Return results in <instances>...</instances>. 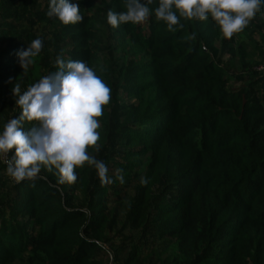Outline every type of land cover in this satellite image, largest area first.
Returning <instances> with one entry per match:
<instances>
[{"label":"trees","instance_id":"16d2710c","mask_svg":"<svg viewBox=\"0 0 264 264\" xmlns=\"http://www.w3.org/2000/svg\"><path fill=\"white\" fill-rule=\"evenodd\" d=\"M38 2L0 1V42L21 31L29 41L34 24L56 27L55 59L86 62L111 88L98 131L101 148L111 145L102 161L113 182L102 185L97 171L91 180L84 166L75 184L60 185L44 168L33 187L0 160V264H103L96 256L106 251L112 196L134 184L125 227L138 237L113 252L116 263L135 264L152 237L169 243L162 264H264V78L245 59L255 46L248 31L230 40L223 63L211 18H181L184 27L170 32L155 18L158 0L147 22L115 29L107 11L126 10V0H69L84 20L68 26ZM18 52L0 53V132ZM56 71L38 55L30 85Z\"/></svg>","mask_w":264,"mask_h":264},{"label":"clouds","instance_id":"9594fccd","mask_svg":"<svg viewBox=\"0 0 264 264\" xmlns=\"http://www.w3.org/2000/svg\"><path fill=\"white\" fill-rule=\"evenodd\" d=\"M154 0H126V10L107 11V23L112 28L122 24H143L153 11ZM264 0H158L155 18L163 21L170 32L182 29L185 20L207 21L211 18L224 38L232 40L242 33L261 11ZM49 18H58L65 26L82 23L79 3L50 0ZM43 50V40L36 38L20 50V66L26 72L34 58ZM58 71L45 75L21 93L15 83L12 91L20 115L11 118L0 132V160L7 165V174L17 183L46 179L40 175L46 168L55 170L60 185L77 182V168L94 166L102 185L113 181L106 164L90 154L101 150L99 118L111 101V88L84 61L56 58ZM11 83V78L9 80ZM25 123L32 126L25 129ZM122 172V170H117ZM124 183L123 175L117 177ZM142 183H147L142 179Z\"/></svg>","mask_w":264,"mask_h":264},{"label":"rangeland","instance_id":"374dc122","mask_svg":"<svg viewBox=\"0 0 264 264\" xmlns=\"http://www.w3.org/2000/svg\"><path fill=\"white\" fill-rule=\"evenodd\" d=\"M1 1V0H0ZM50 3L49 0H39L37 6L41 9H47V5ZM27 9V8H26ZM18 15L22 14V11L25 8H18ZM34 10L32 7H28V11ZM28 20V17H26ZM1 22V21H0ZM9 23H14L12 20H9ZM250 35V40L255 43L253 49L251 47H247L245 52L250 55L251 58L245 57L247 62H250L252 66L250 67V71L255 73L256 75H260L258 77L264 78V40H262L261 35L264 34V6L261 7V11L256 15L255 18L249 23V25L245 28ZM216 30V40L214 41L215 45L219 49V59L223 63L229 60L230 55L225 54L224 49L230 42V40L223 37L219 27L215 24ZM57 32V28L50 27L45 24H34L33 29L29 32L30 40L28 41L23 35L27 33L26 31H21L17 34H9L7 37L3 38L0 42V53H3L7 50L20 51L22 49H26L27 46L31 43L32 40L36 38H41L43 40V50L39 55L43 59L48 57L53 62L55 59V35ZM236 38V35H234ZM111 43V42H110ZM112 52H110L111 54ZM245 53V54H246ZM29 69L24 72L22 67H15L13 70V74L11 76V83H8L6 98L3 107V116H4V124L11 118L17 117L15 115L17 111V107L15 104V96L12 91V88L15 83H19L21 86V93L30 86L29 78ZM109 111V110H108ZM110 113V111H109ZM114 115L111 114V119ZM121 121H125L124 117L118 116ZM4 126V125H3ZM30 128V127H29ZM111 145L109 144L105 148H101L99 152L92 151L90 154L93 155L98 160H103L107 154H110ZM86 171L90 173L91 180L96 173V169L94 166H89L85 164ZM118 177V176H117ZM125 179V177L123 176ZM118 179V178H117ZM137 184L131 185L129 189L125 190L123 194L112 196L113 201L110 202L109 208L110 212L108 215V230L107 235L108 239L104 243V248L106 251L103 253L97 254V258L101 259L103 264H119L116 263V257H114V251L120 247H124L129 243L134 242L137 239V234L131 232L127 227H125V222L129 213V205L130 202L137 190ZM164 190V180H162L161 184L153 189V194H160ZM174 197L173 192L168 193V199L171 200ZM119 199H122L118 202ZM146 248L145 252L142 256H140L135 264H162L165 260L166 256L170 253L169 243L162 244L153 240L152 237L146 239L144 241ZM168 247V249H167ZM167 252H163V251Z\"/></svg>","mask_w":264,"mask_h":264},{"label":"built area","instance_id":"2783aa9c","mask_svg":"<svg viewBox=\"0 0 264 264\" xmlns=\"http://www.w3.org/2000/svg\"><path fill=\"white\" fill-rule=\"evenodd\" d=\"M262 69H264V68H262Z\"/></svg>","mask_w":264,"mask_h":264}]
</instances>
